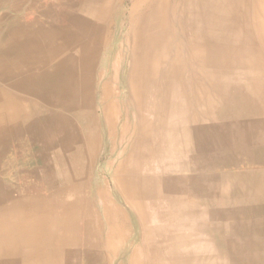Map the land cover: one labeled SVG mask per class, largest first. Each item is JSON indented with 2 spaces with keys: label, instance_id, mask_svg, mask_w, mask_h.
I'll return each mask as SVG.
<instances>
[{
  "label": "bare ground",
  "instance_id": "bare-ground-1",
  "mask_svg": "<svg viewBox=\"0 0 264 264\" xmlns=\"http://www.w3.org/2000/svg\"><path fill=\"white\" fill-rule=\"evenodd\" d=\"M122 2L0 0V264H229L233 195L264 205V0H132L120 93L116 64L96 71ZM20 140L39 143L33 183ZM233 141L261 165L245 186L218 168Z\"/></svg>",
  "mask_w": 264,
  "mask_h": 264
},
{
  "label": "rangeland",
  "instance_id": "rangeland-1",
  "mask_svg": "<svg viewBox=\"0 0 264 264\" xmlns=\"http://www.w3.org/2000/svg\"><path fill=\"white\" fill-rule=\"evenodd\" d=\"M131 1L132 0H123L121 6L119 8L117 7V10H115V13H113L111 17V21L113 24V37L110 44L111 48L109 47L107 52L108 67L105 68L104 65L101 64L100 66H97L96 71V81H98V77L100 73H103L104 69H107V75L111 76L110 70H114V64H116L118 67V76L120 78L118 79L120 82L116 81V84L117 86L121 85L120 93H123L125 91L123 89V84L125 83V79L127 77V74L125 73L124 69L126 62L125 44L129 24L125 12L130 9ZM214 98L216 99L215 96ZM214 106L217 105L214 104ZM71 123V131L66 136L62 137L64 142H69L68 140L70 139V137L71 139L75 140L74 142H82L80 139L83 138V132L80 128L81 126L79 122L77 123L71 121ZM244 131L246 130L244 129ZM51 139L54 142L53 134ZM127 139L128 137L119 139L114 144V146L110 145V151H105L108 148L106 149L104 143L101 145V151L95 157L94 164V172L96 173V183H110V169H112L111 167L113 166V162H115V159H117L118 156L121 155V153L127 146ZM20 142H26V144L23 145V155L21 156L22 158L20 159V161L15 162L14 166H18L20 169L31 172L28 175L27 179L28 183H33L35 176L42 174V171L44 172V166L42 163L43 161L41 160V158L34 157L33 155L34 153L38 152L39 143L37 144V146L33 147L30 141L20 140ZM230 143L234 145L232 149V156L228 160H226V158L224 157V163L227 165L218 166L219 170L227 169L225 173L228 171L233 172L234 170H244L247 172L245 181L243 182L244 186L248 183L254 182L253 172L257 170L259 166H261L260 164H258V160H255V162L252 160L251 157L248 156L247 153H244V151H239L237 148H239L238 146L241 144V142L238 141L220 142L219 148L222 150H226L228 149V145H230ZM248 157L251 159V161L248 159ZM15 158L16 157L13 158L14 161ZM50 159L52 160V157H50ZM220 172L224 173L223 171ZM249 172L250 176H247ZM10 182L19 185L23 183V180L13 178V176L10 175ZM240 191L238 190L237 194L236 190V193L233 195L234 200L235 202L244 204L239 206L240 210L237 211L236 214L231 216V218H229V223L235 224L234 232L232 233V238L234 240V250H232L231 255L227 257L224 262H227L229 260V264L230 261L231 264H264V231H262L263 225H258V221L260 218L257 217L258 210L261 209L263 211L264 205L259 204L258 201H255L256 199L253 195L241 194ZM219 213L225 215L224 212Z\"/></svg>",
  "mask_w": 264,
  "mask_h": 264
}]
</instances>
